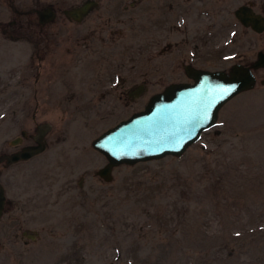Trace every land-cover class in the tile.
I'll return each instance as SVG.
<instances>
[{
    "label": "rangeland",
    "instance_id": "rangeland-1",
    "mask_svg": "<svg viewBox=\"0 0 264 264\" xmlns=\"http://www.w3.org/2000/svg\"><path fill=\"white\" fill-rule=\"evenodd\" d=\"M77 3L0 0V158L31 142L11 144L21 130L33 136L47 127L44 151L0 162V264H264V68L181 157L119 165L106 182L96 174L106 160L91 141L141 109L148 94L185 77L181 70L173 79L143 80L118 67L126 79L113 81V96L102 102L97 95L100 108L79 111L80 72L70 66L63 79L50 64L58 23L40 29L30 12ZM248 3L264 14V0H207L209 17L183 33L198 38L197 48L187 39L181 45L183 62L226 71L253 62L264 52V31L242 27L232 14ZM36 45L47 60L38 76ZM143 82L144 96L130 101L121 93Z\"/></svg>",
    "mask_w": 264,
    "mask_h": 264
},
{
    "label": "flooded vegetation",
    "instance_id": "flooded-vegetation-1",
    "mask_svg": "<svg viewBox=\"0 0 264 264\" xmlns=\"http://www.w3.org/2000/svg\"><path fill=\"white\" fill-rule=\"evenodd\" d=\"M206 1L78 0L76 5L70 7L36 6L30 12L36 17L37 27L40 29L48 24L58 23V26H52V29L56 30L50 31L49 39L55 44L49 49V55L52 56L49 57L50 64L53 66V72L59 71L63 73L62 76L68 72L70 66L72 68L75 66V69L80 72L85 84L83 86L85 90L78 91L81 92L78 95L82 98L79 111H83L87 108L92 110L94 107H101L100 104L96 105L93 102V97L100 95L104 102L106 97L113 96V81L123 82L126 79L117 74L118 67L126 71V75L130 78L143 75V80H162L165 76H170V79H173L179 76L182 70L184 81H172L164 85L162 89L148 94V98L162 92L172 83H193V80L186 75V66L209 70L197 66L193 59L183 62L181 47L187 39L189 42L195 43L194 46L197 48L198 38L196 35L184 37L183 33L195 31L198 17L199 20L209 17L210 9ZM241 5L244 4L236 6L232 11L239 25L241 24L236 19L234 12ZM249 5L256 11L253 4ZM43 11L50 13L52 17L45 23H40L38 13ZM65 21L75 23V25L65 27L66 25L63 23ZM206 25L212 27L214 24L207 20ZM206 36H201L199 41L202 42ZM34 49L38 58L35 75L38 76L46 70L42 69V64L46 65L47 60L41 47L36 45ZM67 65L69 67H66ZM179 67L180 70H177ZM174 75L175 77H173ZM107 82L110 83L107 84L108 86ZM148 92L149 89L144 82L121 90V93L130 101L144 96ZM74 93L76 92L73 91L75 97ZM144 106L145 104L134 112L142 110ZM46 128V126H38L33 136H30L25 130H21L20 136L11 140V144L19 145L28 138L31 142L26 143L20 150L13 153L38 144H41L42 151H44ZM8 156H2V161L6 162ZM5 205L6 197L4 209Z\"/></svg>",
    "mask_w": 264,
    "mask_h": 264
},
{
    "label": "water",
    "instance_id": "water-1",
    "mask_svg": "<svg viewBox=\"0 0 264 264\" xmlns=\"http://www.w3.org/2000/svg\"><path fill=\"white\" fill-rule=\"evenodd\" d=\"M38 14L40 23L52 17L46 11ZM234 15L242 26L253 32L260 34L264 31V15L255 12L251 5L239 6ZM261 68H264V52L261 50L250 64L234 63L228 71L186 66V75L193 83L168 85L162 92L150 96L142 110L92 140V148L106 160L96 174L110 182L113 169L119 165L182 156L198 141L202 132L216 124L220 109L228 101L255 87L254 71ZM260 83L264 84V80ZM42 149L41 144L30 146L8 156L6 163L28 159ZM4 204V190L0 185V218Z\"/></svg>",
    "mask_w": 264,
    "mask_h": 264
},
{
    "label": "bare ground",
    "instance_id": "bare-ground-1",
    "mask_svg": "<svg viewBox=\"0 0 264 264\" xmlns=\"http://www.w3.org/2000/svg\"><path fill=\"white\" fill-rule=\"evenodd\" d=\"M47 129V128H46Z\"/></svg>",
    "mask_w": 264,
    "mask_h": 264
}]
</instances>
